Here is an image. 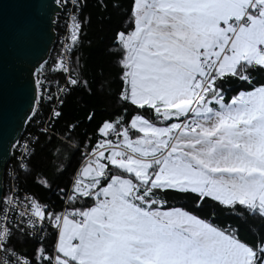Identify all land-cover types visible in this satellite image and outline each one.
I'll use <instances>...</instances> for the list:
<instances>
[{"label":"snow or ice","instance_id":"6c2138e0","mask_svg":"<svg viewBox=\"0 0 264 264\" xmlns=\"http://www.w3.org/2000/svg\"><path fill=\"white\" fill-rule=\"evenodd\" d=\"M55 2L67 11L69 0ZM70 3L56 58L28 69L25 120L36 123L35 139L12 145L13 165H0V264H264V0L111 3L124 13L109 53L117 110L73 144L68 161L79 160L57 187V209L21 196L20 184L68 97L92 94L78 58L87 0ZM81 123H67L61 142ZM40 186L52 190L47 179ZM177 198L191 209L170 202ZM218 215L240 221L244 234Z\"/></svg>","mask_w":264,"mask_h":264},{"label":"trees","instance_id":"16d2710c","mask_svg":"<svg viewBox=\"0 0 264 264\" xmlns=\"http://www.w3.org/2000/svg\"><path fill=\"white\" fill-rule=\"evenodd\" d=\"M107 2L109 3V7L104 11L99 7L98 0H87V6L81 12L80 20H89V22L83 28V35L81 36L82 44L79 48L78 58L84 75L89 78V82L92 84V94L88 95L85 92L77 91L69 96L65 102L63 118L56 124L55 131L62 137L61 134L64 133L67 123L83 121L75 133L71 134L73 137V140L69 141L71 143L83 141L85 132L91 136L96 126L102 120L109 118L113 111L117 110L114 98L108 94L110 88L114 89L116 87L115 77L118 72L113 62L114 57L109 53L114 32L124 19V13L122 9L110 6L115 0H107ZM120 2L123 7H127L128 0H120ZM76 59L77 56L74 55V64ZM225 89L227 96L231 97L233 92L228 90L229 86L226 85ZM93 110L95 111V116L92 122L89 123L85 117L89 111ZM53 139L51 138V143H49L47 137H40L39 143L35 145L36 155L32 159L33 174L28 178L26 183L22 182V185L30 194L38 198L40 202H47L59 209L61 206L60 200L55 194L57 187L65 186L68 183L70 175L77 166L79 153L72 156L67 175L55 183L51 191L42 194L40 190L43 189L38 184H34L35 171L42 170V161L44 163L49 162L50 157L46 150L50 151L54 147L55 143H53ZM170 202L189 209L192 207L191 201H182L179 198ZM209 211V209L205 208L200 214L207 215ZM216 222L222 225L226 222H231L233 226L239 224L242 228V234H244V226L234 217L218 215ZM253 225H256V222L249 221V226Z\"/></svg>","mask_w":264,"mask_h":264},{"label":"water","instance_id":"95a60500","mask_svg":"<svg viewBox=\"0 0 264 264\" xmlns=\"http://www.w3.org/2000/svg\"><path fill=\"white\" fill-rule=\"evenodd\" d=\"M37 5H40L37 11ZM55 0H0V165L25 127L32 100L28 69L47 59L54 42Z\"/></svg>","mask_w":264,"mask_h":264},{"label":"built area","instance_id":"2783aa9c","mask_svg":"<svg viewBox=\"0 0 264 264\" xmlns=\"http://www.w3.org/2000/svg\"><path fill=\"white\" fill-rule=\"evenodd\" d=\"M58 8H59V10L55 13V15L53 17L54 42H53V46H52V48L50 50V53H49L47 59L45 60V61H49V63L56 58V54L61 48V41H63L65 39V37L68 35V33H69V29L66 28V24L70 23L69 17L72 14V8H71L70 0H69V6H68L67 11L65 9L61 8V7H58ZM80 17H81V13L79 14V18ZM42 112H43V115L41 117H39V119L47 120V117H48L47 108L42 109ZM37 131H38V127H37L36 123H28V122H26L25 127L22 130L19 138L16 140V142L13 145H15V144L23 145L29 139H33L34 140L35 137L33 136V134L36 133ZM49 135L51 137H53V138L62 140V137L56 131L50 132ZM15 151L16 150L11 147L10 157H9V160L7 161V164L10 167L13 165V161H12L11 157L13 156ZM8 170L9 169H4V172H5V179H4L5 190H7V187L11 186V184L13 183V180L6 176V173H7ZM20 187H21V189L25 190V191H22L20 193L21 196H23L26 193L30 194L23 187L22 183L20 184Z\"/></svg>","mask_w":264,"mask_h":264},{"label":"crops","instance_id":"0c3cea01","mask_svg":"<svg viewBox=\"0 0 264 264\" xmlns=\"http://www.w3.org/2000/svg\"><path fill=\"white\" fill-rule=\"evenodd\" d=\"M54 139H53V143H55L54 147L50 151L46 150V152L49 154L50 157L49 162L44 163L42 161L41 163L42 170L39 169L35 171V177H34L35 185L38 184L40 186L44 184L45 179H47L51 183L53 188L54 184L57 183L60 179L64 178L68 173V166H69L68 156L69 154L72 153L73 144L75 142L71 143L69 141H64L62 143L61 142L62 140L59 139L54 140ZM66 165H67V171H65L63 175H59L60 170L63 169ZM41 188L43 189L40 190L42 194H46L48 192L46 188L44 187Z\"/></svg>","mask_w":264,"mask_h":264}]
</instances>
